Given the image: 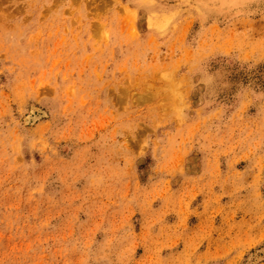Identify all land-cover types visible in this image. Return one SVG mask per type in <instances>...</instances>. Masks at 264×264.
Masks as SVG:
<instances>
[{"label": "rangeland", "instance_id": "374dc122", "mask_svg": "<svg viewBox=\"0 0 264 264\" xmlns=\"http://www.w3.org/2000/svg\"><path fill=\"white\" fill-rule=\"evenodd\" d=\"M0 264H264V0H0Z\"/></svg>", "mask_w": 264, "mask_h": 264}, {"label": "crops", "instance_id": "0c3cea01", "mask_svg": "<svg viewBox=\"0 0 264 264\" xmlns=\"http://www.w3.org/2000/svg\"><path fill=\"white\" fill-rule=\"evenodd\" d=\"M207 95H210V94H207Z\"/></svg>", "mask_w": 264, "mask_h": 264}]
</instances>
